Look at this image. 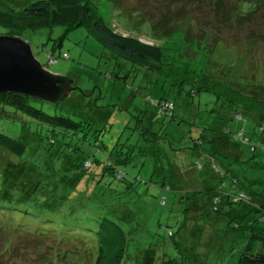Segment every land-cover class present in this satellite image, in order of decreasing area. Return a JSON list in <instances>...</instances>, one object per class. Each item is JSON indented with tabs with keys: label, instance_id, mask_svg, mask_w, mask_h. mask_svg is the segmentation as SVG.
Wrapping results in <instances>:
<instances>
[{
	"label": "rangeland",
	"instance_id": "obj_1",
	"mask_svg": "<svg viewBox=\"0 0 264 264\" xmlns=\"http://www.w3.org/2000/svg\"><path fill=\"white\" fill-rule=\"evenodd\" d=\"M2 1L18 10L20 8L13 6L11 2L22 6L33 0ZM87 1L97 8L102 20L109 27L123 35L138 37L147 44L152 43L149 35L151 14L147 9L164 14L167 9L173 10L178 6L181 10L196 7L195 23L201 27L190 26L189 35L184 39L186 46L177 39L173 47H177V51L173 52L169 47V53L175 59L186 63L190 70L196 71L199 69V62L203 60L201 54L205 50L208 51L216 40H221L243 59L241 69L253 74L250 76L253 82H264V44L256 41L250 43V39L256 34L264 36V4L258 12L252 13V18L248 17L246 22L229 25L226 21L229 18L230 22L233 21L234 15L229 12L224 19V14L230 10L234 0H229L217 14L204 3L201 5V0H189V5L185 0ZM140 8L147 13H143ZM253 28H257L256 34L250 33L249 30ZM4 34L0 27V36ZM19 38L29 45L33 57L45 71L53 75L67 76L72 80L71 87L74 90L66 97L67 102L43 103L42 109L45 110L49 106L56 114L63 110L74 121L90 124V131L107 128L101 138L103 147L95 150L83 143L80 152L75 154L76 159L92 162L95 158L113 162L121 157L126 158L128 154L127 156L132 158L124 165L118 164L117 168L124 173L123 179L130 183V187L125 190L115 187L113 191L118 193L117 196L105 190L103 185L99 190L92 191L87 182V173L77 183L73 172H65L64 167H68L64 165L60 171V175H64L61 178L56 173L55 163L52 162L48 163V180L43 178L40 186V189H43L47 183V188L36 197L38 202L44 199L45 205H34L28 191L34 185L37 188L36 182L41 180V168L45 167V164L42 163L44 159L40 154L43 152L41 148L44 147L45 141L39 139L40 129L35 125L36 122L5 107L0 115V131L7 135V131L20 130L28 137L24 141L25 158L21 161V173L14 181V189L8 190L10 198L5 202L0 201V216L11 213L10 209L7 211L5 208H14L20 211L23 225L29 224L33 228L38 226L40 230H49L59 236H66V231L67 236L75 238L73 244H64L77 247L82 245V255L86 253L84 264L93 261L96 246L92 237H87L86 246L79 239L86 237L84 229L91 233L103 217L117 222L124 233V264H233L238 256L236 248L239 242L231 241V237L233 232L237 231L229 229V218L223 212H210L206 207V214L198 217L205 195L199 193L190 196L192 191L201 190L197 188L199 184H188L187 178H182L184 167H179V161L174 159V154L177 153L175 157L180 160V152L173 153L175 148L188 146L187 134L194 138L197 130L206 125L199 123L202 116L200 111L194 108V112H191V106L198 97L183 98L181 92V95L172 100L173 90H169L173 88L164 82L161 84L162 82L153 81L148 73L139 68L110 57L84 28L65 33L62 27L54 26L24 31ZM163 41L153 40V43L162 46ZM46 53L63 58L49 65L46 62ZM221 54L224 55L225 52ZM203 55L208 63L215 64L216 60L211 52ZM184 90L186 91L187 87H184ZM161 98L173 102L176 111L174 114L177 115L173 121L160 116L157 109L151 107L150 101L156 102ZM182 103H186L187 108L180 114L179 105ZM148 131L154 133V142L150 141ZM56 146L51 149L55 150ZM61 147L58 146L54 154L58 153ZM122 153L124 156H121ZM0 160L14 162L6 156ZM60 160L57 155L56 165H60ZM167 160L174 162L172 171H168V166L172 163L167 164ZM199 162L202 164V170L189 173L195 180L197 175H204L208 170L206 161ZM87 166L88 164H85L86 168ZM4 169L0 165V182L6 180ZM162 182L165 183L164 188H161ZM208 182H215L213 176ZM184 193L186 199L181 200L180 197ZM160 197L164 198L163 206L158 205ZM191 205H195V208L192 209ZM20 230H23L22 226ZM169 232L170 236L167 235ZM46 237L48 241L53 238L49 234H46ZM0 241H3L1 237ZM17 242L16 237L12 238L9 247L10 251L19 257L14 264H34L29 257L19 256L18 246L14 247ZM14 254L12 255L15 257Z\"/></svg>",
	"mask_w": 264,
	"mask_h": 264
},
{
	"label": "trees",
	"instance_id": "obj_2",
	"mask_svg": "<svg viewBox=\"0 0 264 264\" xmlns=\"http://www.w3.org/2000/svg\"><path fill=\"white\" fill-rule=\"evenodd\" d=\"M228 1L201 0V5L204 3L217 14ZM185 2L190 4L189 0ZM11 4L20 9L14 10L9 4L0 0V27L5 32L4 36L19 38L24 31L54 26L62 27L65 33L76 28H84L110 57L139 68L148 73L153 81L162 82L161 84L164 82L165 85L168 84L167 86L173 88L169 90V92L173 90L172 100L181 95V92L183 98L198 97L191 106V112H194V108L200 111L202 116L199 118V123L206 125L197 130L194 138L187 134L188 146L182 149L175 148L173 153L179 151L180 160L175 157L177 153L174 154V159L176 162L179 161V167H184L182 178L186 177L188 184L194 182L199 184L197 188L201 190L192 191L190 196L199 193L205 195L198 217L206 214V207L210 212H221V214L223 212L229 218V229L237 231L233 232L231 237V241L239 242L236 248L238 256L233 264H264V82H253L250 79L253 74L241 69L243 59L221 40H216L208 51H204L205 54L211 52L216 60L215 64L208 63L202 53L203 60L199 62V69L196 71L190 70L186 63L175 59L169 53L171 50L177 51V47L173 48L177 39L185 43L184 39L189 35L190 26L201 27L200 24L195 23L197 8L192 6L181 10L178 6L173 10L167 9L164 14L147 9L151 14L149 21L151 40H149L152 42L147 44L138 37L123 35L109 27L102 20L97 8L87 0H33L22 6L12 2ZM263 4L264 0H234L232 9L224 14V19L229 12H232L234 20L230 22L231 18H229L226 23L242 24L247 19H251V14L258 12ZM140 10L147 13L143 8ZM249 31L251 34H256L257 28ZM153 40H164L163 45H156ZM255 41L264 44V36L256 34L252 40L250 39V43ZM224 52L225 54L222 55L221 53ZM45 57L49 65L63 58L59 55L52 56L51 53H46ZM184 87H187L186 91ZM60 102H67V98ZM43 103L18 94L0 93V115L7 107L30 118L40 129L39 139L45 141V149L41 148L43 152L40 154L44 159L42 163L45 164V167L41 168V180H37V188L34 185L28 191L34 205H45L44 199L38 202L36 197L39 192H44L47 188V183L43 189H40V186L43 178L45 181L48 180V163L52 162L55 163V170L59 175L63 166H67L68 169L64 167L65 172L67 174L73 172L77 183L87 173V182L92 191L99 190L103 185L105 190L117 196L118 193L113 191L115 187L123 190L130 187V183H126L123 179L124 173L117 168L118 164L124 165L132 158L127 156L128 154L126 158L121 157L113 162L95 158L92 162L76 159L75 154L80 152L83 143L95 150L103 147L101 138L104 137L107 128L101 127L90 131V124L74 121L63 110L58 111L57 114L49 106L43 110L41 107ZM209 104L210 107L207 108ZM150 105L168 121H173L177 116L174 114L175 106L171 100L161 98L156 102L150 101ZM186 105V103L180 104L178 113L185 112ZM204 106L206 109H203ZM7 132L6 135L0 131V158L10 157L14 162L0 160V165L5 168L3 174L6 176V180L0 182L2 202L10 198L8 190L14 189V181L21 173V161L25 158L24 141L28 137L20 130ZM148 134L150 141L154 142V133L148 131ZM54 145H57L56 149L62 146L56 154H54L56 149H51ZM57 155L61 159L60 165H56ZM121 156L124 154L122 153ZM200 160L206 161L208 170L204 175H197L195 180L189 173L202 170ZM84 163L88 164L87 168ZM170 163L172 165L168 166L170 168L168 171H172L174 167V162L167 160V164ZM182 163L185 165L183 166ZM63 176L60 175L61 178ZM212 176L215 179L214 183L208 182ZM164 185L165 183L162 182L161 188H164ZM185 196L186 193L180 199H186ZM164 204V198L160 197L158 205ZM191 208L194 209L195 205H191ZM9 209L11 213L0 216V237L3 240L0 241V264H14L19 260L17 254L9 249L11 239L14 237L18 241L14 247L18 246L19 256L29 257L34 264H84L86 253L82 255L83 246L65 245L73 244L74 236H67L66 231L64 232L66 236L54 235L55 233L49 230H40L38 226L33 228L29 224L23 225L19 216L20 211L5 208L7 211ZM21 226L23 230H20ZM83 231L85 240L78 238L79 241L86 246L89 236L96 246L94 259L89 264H124L126 240L117 222L103 217L91 233L86 229ZM46 234L52 236V240L48 241ZM167 235L170 236L171 233Z\"/></svg>",
	"mask_w": 264,
	"mask_h": 264
},
{
	"label": "water",
	"instance_id": "obj_3",
	"mask_svg": "<svg viewBox=\"0 0 264 264\" xmlns=\"http://www.w3.org/2000/svg\"><path fill=\"white\" fill-rule=\"evenodd\" d=\"M71 82L67 76L45 71L20 38L0 36V93L56 104L74 90Z\"/></svg>",
	"mask_w": 264,
	"mask_h": 264
}]
</instances>
